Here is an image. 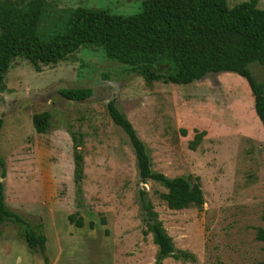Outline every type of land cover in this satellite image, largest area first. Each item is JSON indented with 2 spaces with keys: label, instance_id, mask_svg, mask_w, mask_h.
<instances>
[{
  "label": "rangeland",
  "instance_id": "374dc122",
  "mask_svg": "<svg viewBox=\"0 0 264 264\" xmlns=\"http://www.w3.org/2000/svg\"><path fill=\"white\" fill-rule=\"evenodd\" d=\"M245 1L227 0L230 8ZM142 3L46 0L38 33L48 41L64 32L79 7L135 15ZM258 7L264 9V0H258ZM249 69L264 84V65L255 61ZM70 88H92L93 96L67 100L59 91ZM110 101L144 142L153 172L200 177L205 196L201 208L171 210L160 197L167 192L163 184L141 182L130 139L108 113ZM254 105L248 83L232 72L209 74L187 85L167 78L150 80L96 46L82 47L51 64L17 57L0 90L5 202L34 228L44 223L46 234L64 236L69 257L78 264H154L159 250L154 224L176 251L195 258H167L162 264L258 262L264 258V243L257 238L258 228L264 227V127ZM44 111L52 113V126L39 134L33 116ZM76 131L84 136L79 185L74 181L71 138ZM141 190L146 191V209ZM72 214L83 217L85 228L69 219ZM20 232L16 224L1 227V258L14 244L25 245ZM8 262L16 264L14 259Z\"/></svg>",
  "mask_w": 264,
  "mask_h": 264
},
{
  "label": "trees",
  "instance_id": "16d2710c",
  "mask_svg": "<svg viewBox=\"0 0 264 264\" xmlns=\"http://www.w3.org/2000/svg\"><path fill=\"white\" fill-rule=\"evenodd\" d=\"M46 0H0V90L12 61L20 56L33 63H56L85 46L104 48L109 59L124 64L131 73L146 75L150 80L167 78L171 83L187 85L204 79L209 74L232 72L243 77L255 99V112L264 127V84L257 82L249 65H264V9L258 0L242 2L229 7L227 0H143L142 11L135 15L111 14L106 9L83 8L74 10L65 31L51 40H43L38 28L45 11ZM67 100L85 101L93 96L92 88H70L59 91ZM113 123L128 135L136 154L140 180H155L167 192L160 197L171 210L201 208L205 196L199 176L168 177L153 172L144 142L129 119L119 110L115 101L108 103ZM50 111L33 116L35 131L46 134L52 126ZM3 120L0 119V132ZM197 135L191 148L202 139ZM74 156V181L81 183L84 176V158L80 151L83 134L71 133ZM1 179L7 175L5 162L0 157ZM191 184L193 188L191 189ZM146 191H140L145 204ZM69 219L79 228L83 217L75 214ZM264 222V212L262 216ZM20 226V236L29 251L43 256L47 236L44 223L33 227L5 202L4 183L0 181V230L4 224ZM106 224V219H102ZM94 229L95 223H89ZM159 250L154 264L167 258L176 261H194L186 251H176L169 237L158 224L152 226ZM105 233L109 231L106 229ZM257 238L264 243V227L258 228ZM251 264H264V258Z\"/></svg>",
  "mask_w": 264,
  "mask_h": 264
},
{
  "label": "crops",
  "instance_id": "0c3cea01",
  "mask_svg": "<svg viewBox=\"0 0 264 264\" xmlns=\"http://www.w3.org/2000/svg\"><path fill=\"white\" fill-rule=\"evenodd\" d=\"M82 228H85V226ZM46 236V253L49 257V264H78L77 261H72L73 259L69 257V252L66 250L67 242L63 241V239L65 240L64 236L56 237L48 234ZM10 251L11 254L9 255ZM6 253L4 258L0 257L2 264H10L8 262L9 258L14 259L16 264H46L41 254L32 253L25 245L19 243L14 244ZM0 254H3V252H0Z\"/></svg>",
  "mask_w": 264,
  "mask_h": 264
},
{
  "label": "water",
  "instance_id": "95a60500",
  "mask_svg": "<svg viewBox=\"0 0 264 264\" xmlns=\"http://www.w3.org/2000/svg\"><path fill=\"white\" fill-rule=\"evenodd\" d=\"M193 188V184H191V189Z\"/></svg>",
  "mask_w": 264,
  "mask_h": 264
}]
</instances>
